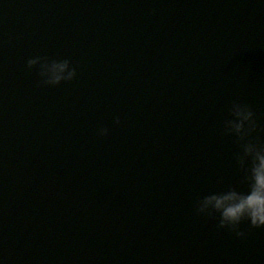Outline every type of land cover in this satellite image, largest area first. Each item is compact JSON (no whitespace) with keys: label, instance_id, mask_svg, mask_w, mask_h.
Listing matches in <instances>:
<instances>
[{"label":"water","instance_id":"95a60500","mask_svg":"<svg viewBox=\"0 0 264 264\" xmlns=\"http://www.w3.org/2000/svg\"><path fill=\"white\" fill-rule=\"evenodd\" d=\"M122 63L156 79L121 88ZM233 101L264 141L262 0H0V264H264V227L195 208L247 188Z\"/></svg>","mask_w":264,"mask_h":264},{"label":"clouds","instance_id":"9594fccd","mask_svg":"<svg viewBox=\"0 0 264 264\" xmlns=\"http://www.w3.org/2000/svg\"><path fill=\"white\" fill-rule=\"evenodd\" d=\"M27 66H38L41 83L50 86L72 81L77 75V69L69 59L36 55L28 59ZM228 112L229 118L223 121V131L225 135L236 138L239 151L234 159L243 174L242 183L247 188L239 190L236 186H229L223 191L209 192L197 200L195 208L197 214L215 217L219 228L229 229L243 238L246 234L240 230L242 222L255 228L264 227V141L253 136L260 125L248 105L233 101ZM114 123H120L118 116ZM107 133V128L97 130L99 136Z\"/></svg>","mask_w":264,"mask_h":264}]
</instances>
